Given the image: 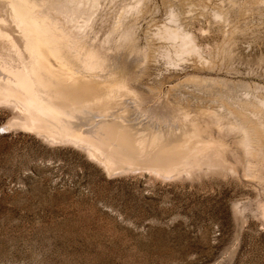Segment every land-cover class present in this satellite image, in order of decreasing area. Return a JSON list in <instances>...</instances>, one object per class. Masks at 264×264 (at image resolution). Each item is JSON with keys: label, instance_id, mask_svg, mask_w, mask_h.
I'll list each match as a JSON object with an SVG mask.
<instances>
[{"label": "rangeland", "instance_id": "obj_1", "mask_svg": "<svg viewBox=\"0 0 264 264\" xmlns=\"http://www.w3.org/2000/svg\"><path fill=\"white\" fill-rule=\"evenodd\" d=\"M37 1L91 44L95 64L116 69L139 99L135 116L207 111L205 131L224 150L159 173L141 143L118 151L136 167L108 171L75 141L20 123L15 99L0 101V264H264V0H102L86 32L55 13L58 0ZM175 24L201 56L168 61L157 32ZM243 117L260 130L254 154L239 145Z\"/></svg>", "mask_w": 264, "mask_h": 264}, {"label": "bare ground", "instance_id": "obj_2", "mask_svg": "<svg viewBox=\"0 0 264 264\" xmlns=\"http://www.w3.org/2000/svg\"><path fill=\"white\" fill-rule=\"evenodd\" d=\"M101 1L58 0L51 6L55 13L85 31L95 23ZM171 19L177 21L174 13ZM157 34L170 42V63L179 65L191 54L201 56L194 34L183 26H165ZM77 42L66 35L43 3L0 0V101L15 99L24 118L20 123L35 127L53 141H75L89 149L108 171L136 167L121 157L127 153V146L133 148L141 143L145 154L157 161L156 166L147 168L159 173H173L178 170L174 164L192 163L208 152L217 155L224 150L205 131L202 116L207 111H185L174 119L141 112L140 121L128 122L139 118L135 116L139 99L127 90L122 79L113 75L114 67L95 64L89 42ZM261 103L264 105V101ZM237 112L231 109V114ZM237 131L240 147L248 155L254 154L253 143L260 136L258 125L243 117ZM107 144L114 146L109 152L101 147ZM137 159V165L146 167V161Z\"/></svg>", "mask_w": 264, "mask_h": 264}]
</instances>
